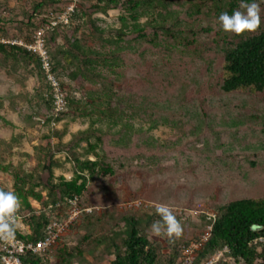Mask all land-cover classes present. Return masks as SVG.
Wrapping results in <instances>:
<instances>
[{
	"label": "rangeland",
	"instance_id": "374dc122",
	"mask_svg": "<svg viewBox=\"0 0 264 264\" xmlns=\"http://www.w3.org/2000/svg\"><path fill=\"white\" fill-rule=\"evenodd\" d=\"M159 1L164 7L156 2L154 9L144 5L140 10L137 23L144 28L145 37L132 32L121 42L115 36L121 26L119 17L131 22L128 13L120 7L104 10L105 0L80 1L79 16L72 25L50 38L51 54L67 45L66 35L107 57L118 41L121 48L115 54L120 58L95 65L89 79L76 80L68 76L75 66L60 61L59 75L71 105L53 129L37 120L45 116L40 73L33 66L15 64L0 54V119L14 120L18 127L0 120V166L10 165L8 171L0 168V189L13 190L14 168L22 175L35 174L33 180L39 176L42 185L36 190L45 193L49 180L72 177L76 155L97 158L99 166L111 168L109 173L99 171L89 177L80 206L91 211L80 214L69 226L45 264H61L60 248L73 254L70 264H110L113 254L105 257L102 250L111 232L120 229L123 213L137 215L143 225L147 215L153 213V221L147 225L148 237L158 242L162 253L172 252L166 247L168 240H173L172 248L179 251L201 235L209 213L215 214L219 204L237 197L264 196V91L226 93L220 88L222 47L224 41L237 36L217 23L229 0ZM234 1V10L243 11L242 0ZM257 2L261 24L243 33H254L264 26V0ZM36 3L0 0V39L26 41ZM106 94L126 100L121 119L108 115L97 118V109L106 107ZM90 98L97 102L90 105ZM87 128L96 129L102 136V143L94 151L87 153L83 141L72 151L64 148L53 155L52 161L58 166L52 175L40 169L38 165L47 162L43 158L47 148L43 135L61 134L51 139V144L58 146ZM95 135H89L91 143ZM28 200L31 210L19 200L16 211V227L24 233L33 212H53L32 197ZM131 201L149 206L128 209L125 204ZM158 204L173 210L183 227L179 236L167 235L163 227L159 234L153 231V222L161 220L155 212ZM94 237L104 240L97 244ZM180 257L181 252L174 264ZM223 262L243 264L235 263L226 252L219 253L214 264Z\"/></svg>",
	"mask_w": 264,
	"mask_h": 264
},
{
	"label": "trees",
	"instance_id": "16d2710c",
	"mask_svg": "<svg viewBox=\"0 0 264 264\" xmlns=\"http://www.w3.org/2000/svg\"><path fill=\"white\" fill-rule=\"evenodd\" d=\"M153 1L154 0H105L106 5L104 10L107 8L120 7L130 16L131 22H128L122 15L119 17L121 26L116 31L115 35L119 42H121L128 33L132 32L136 34V37H145L144 28L137 23V19L144 5L154 9L155 4H157L156 2H159L158 4L163 6L159 0H155L156 2ZM56 3H59V1L37 0L34 6L35 9L31 11L32 18L28 21V24L32 26V31L30 35L26 37V41H32L35 30L49 20L48 17L39 16V14L45 13L50 5ZM227 4L228 8L226 11L231 14L236 6L235 1L229 0ZM77 16H79V7L73 14L68 25H58L48 34L46 44L52 61V69L59 79L58 65L61 60L64 61L66 65L75 66V68L68 73V76L72 80H76L78 77L89 79V73H91L92 67L95 65L108 64L109 60L115 62L120 58V55L115 54L121 48L120 45H118V41H115L116 47L113 48L111 54L107 57L98 51L82 46L79 40L76 38L71 39L66 35H64V37L67 45L58 47L55 53L51 54L49 47L50 38L54 39L62 30L70 27L74 18ZM2 21L3 18L0 17V23H2ZM28 24L26 25L28 26ZM167 30H169V28H167ZM222 51L223 62L220 88L223 92L230 93L236 90H249L254 93H259L264 91V26L254 33H241L224 41ZM0 54L10 59L15 64L33 66L40 73L41 79L44 81V89L40 96L41 101L45 105L44 114L46 115L51 108V100L49 97L45 96L48 86L44 79L45 77L38 55L26 49L24 46L18 44L10 45L2 42H0ZM65 98L67 109L56 118V121H60L64 117L71 105L67 93ZM88 100L90 105L97 102L94 98ZM125 102L126 100L121 97L106 94V107L97 109L99 113L97 118H99L100 115H106V117L108 115L110 119H121V114L124 111L123 104H125ZM93 122L94 121H91L89 126H91ZM95 130L90 131L88 128L82 129L78 131L77 134H73L69 142L65 144L60 143L61 145L58 146L51 144V139L53 136L61 137L62 135L59 133L46 134L47 148L43 158L46 157L47 162L44 163V161H42V163L38 165L40 169H46L50 175H52L53 168L58 166L52 161L53 155L64 148L72 151L73 147L79 146L83 141L86 143L87 153L94 151L97 145L102 143V136ZM95 132L97 135H95ZM91 134L95 135L96 138L93 143H91L89 139V135ZM48 147L52 150L47 151L49 150ZM95 155H97V153H95ZM72 163V177L66 179L60 176L58 177V181L49 180L46 184L45 193L36 190L38 186L42 185L39 176L36 180H33L35 174L25 173L22 175L19 174L17 169H12L13 171L11 172L14 178L12 191L18 195L19 200H21L26 208L32 209L28 200L32 197L37 202L41 203L43 208L53 209L51 213L39 212L34 214L33 212L29 217V222L27 223L28 230L25 233L19 231L15 226L14 234L17 237L25 242H36L41 239L45 234V226L51 216L54 215L57 218H61V209H63L62 212L65 214L68 206V199L76 195L79 198V205L81 204L82 195L86 189L89 177H93L95 174H98L99 171L103 174L111 172L110 167L99 166L100 161L97 158L83 159L80 155H76L73 157ZM0 168L4 171H8L10 170V165H1ZM29 180H31L30 185L25 187V184L28 183ZM132 208L138 209L141 208V206H132L128 209ZM15 214L19 216L18 213ZM79 218L80 217H78V219ZM78 219L76 220L78 221ZM76 220L72 224H74ZM152 221L153 213L147 215L144 225V221L135 214L125 215V213H123V215L120 216V229L111 232L102 250V254L105 257L109 254H113V259L110 261V264H174L176 256L182 252V249L178 251L176 247L172 248L174 241L168 240L166 241V247L172 249V252L162 253V249L158 242L151 240L147 234V225ZM207 223L208 225L211 224L210 235L197 251L193 264H200L208 256L224 249V247L227 249V251H225L226 255L231 257L235 263L264 264V241L258 240V238L264 239V196L237 197L223 202L217 206L214 219H209ZM253 225H258L259 227L254 230ZM94 239L97 244L104 240L101 237H94ZM51 252L48 251L42 254H36L26 249L20 255L21 264H45L46 258ZM76 252L80 254V251L77 250ZM58 255L61 264H70L72 262L73 254L71 252H67L65 249L60 248L58 250ZM222 264L225 263L223 262Z\"/></svg>",
	"mask_w": 264,
	"mask_h": 264
},
{
	"label": "built area",
	"instance_id": "2783aa9c",
	"mask_svg": "<svg viewBox=\"0 0 264 264\" xmlns=\"http://www.w3.org/2000/svg\"><path fill=\"white\" fill-rule=\"evenodd\" d=\"M59 3L50 5L46 12L39 14V16L48 17L40 28L33 33V40L28 42L22 39L19 40H4L0 39L2 43L18 44L24 46L26 49L36 53L40 59L41 67L44 73V79L48 86L45 96L51 100V108L45 116H39L38 122L40 125H49L51 129L54 128L57 122L56 118L66 111V92L60 79L53 72L52 61L48 52L46 41L48 34L58 25H68L73 14L79 7L80 0H58ZM78 196L74 195L68 199V206L65 214H60L61 218L52 215L45 226L44 236L36 242H25L24 240L13 234L11 237L5 238L0 236V264H21L20 255L29 249L32 253L42 254L53 249L59 238L68 230L69 226L82 214L83 212H90L91 208L82 207L79 205ZM138 207L149 205L142 204L141 201H131L125 204V207ZM210 219H214L215 214H211ZM19 216L15 214V226L18 222ZM211 224L207 225L201 235L183 246L181 257L177 264H193L197 251L202 244L208 239L210 235ZM259 241H264L263 238H258ZM227 251L226 247L218 252ZM218 254H213L204 259L201 264H214L217 260Z\"/></svg>",
	"mask_w": 264,
	"mask_h": 264
},
{
	"label": "clouds",
	"instance_id": "9594fccd",
	"mask_svg": "<svg viewBox=\"0 0 264 264\" xmlns=\"http://www.w3.org/2000/svg\"><path fill=\"white\" fill-rule=\"evenodd\" d=\"M241 10H234L231 14L222 11L217 17V23L222 30L232 32L237 35L245 31H254L261 24V8L257 0H242ZM20 201L18 195L14 191H5L0 189V236L5 238L11 237L15 231V213L19 208ZM155 212L160 216V221L152 224L153 231L159 234L162 230L167 235L179 236L183 227L176 218L173 210L165 204L155 206ZM258 225H253L255 230Z\"/></svg>",
	"mask_w": 264,
	"mask_h": 264
},
{
	"label": "crops",
	"instance_id": "0c3cea01",
	"mask_svg": "<svg viewBox=\"0 0 264 264\" xmlns=\"http://www.w3.org/2000/svg\"><path fill=\"white\" fill-rule=\"evenodd\" d=\"M12 105H14V104H12ZM0 120H2L5 124H10V125H12L15 129H17L18 127H15L16 125V123H15V121L13 120V121H11L10 119H0ZM18 124V123H17ZM63 133V132H62ZM63 134H65V132L63 133ZM14 138V137H13ZM43 139H45L46 141H47V137H46V134L45 135H43V137H42ZM52 139H53V137H52ZM15 140V139H14Z\"/></svg>",
	"mask_w": 264,
	"mask_h": 264
}]
</instances>
